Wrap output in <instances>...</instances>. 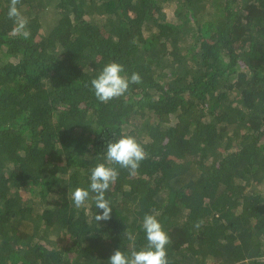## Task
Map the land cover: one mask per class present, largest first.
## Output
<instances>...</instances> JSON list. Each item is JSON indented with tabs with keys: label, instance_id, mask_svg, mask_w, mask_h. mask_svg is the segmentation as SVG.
Masks as SVG:
<instances>
[{
	"label": "trees",
	"instance_id": "trees-1",
	"mask_svg": "<svg viewBox=\"0 0 264 264\" xmlns=\"http://www.w3.org/2000/svg\"><path fill=\"white\" fill-rule=\"evenodd\" d=\"M0 0V264H108L146 248L157 217L169 264H264V0ZM131 84L102 103L108 63ZM123 74V73H122ZM134 136L111 219L71 199ZM199 224V227L196 225Z\"/></svg>",
	"mask_w": 264,
	"mask_h": 264
},
{
	"label": "clouds",
	"instance_id": "clouds-1",
	"mask_svg": "<svg viewBox=\"0 0 264 264\" xmlns=\"http://www.w3.org/2000/svg\"><path fill=\"white\" fill-rule=\"evenodd\" d=\"M21 0H10L7 16L14 22L13 31L28 39L31 35L28 29V19L22 15L18 5ZM123 73V74H122ZM141 76L133 72L129 77L122 64L111 62L105 65L99 75L91 80L95 97L102 103L120 98L129 90L131 84H139ZM148 153L144 146L134 136H121L117 141L107 144L106 163H99L91 170L88 188L77 187L71 199L76 208L86 206L91 194L94 195L95 206L102 210L95 216L96 221L111 219L112 208L105 193L119 176V169L110 165H119L127 169L130 175H135ZM142 227L146 233L147 246L139 251L126 255L121 250H115L108 264H169L166 246L171 242L170 236L164 231L162 224L153 214L145 215ZM199 227V224L196 225Z\"/></svg>",
	"mask_w": 264,
	"mask_h": 264
}]
</instances>
